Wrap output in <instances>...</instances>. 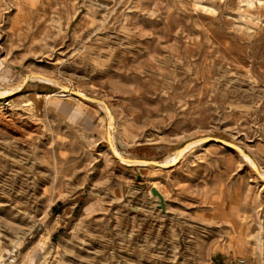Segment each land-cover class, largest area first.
<instances>
[{"label":"rangeland","instance_id":"1","mask_svg":"<svg viewBox=\"0 0 264 264\" xmlns=\"http://www.w3.org/2000/svg\"><path fill=\"white\" fill-rule=\"evenodd\" d=\"M10 255L264 264V0H0Z\"/></svg>","mask_w":264,"mask_h":264},{"label":"water","instance_id":"2","mask_svg":"<svg viewBox=\"0 0 264 264\" xmlns=\"http://www.w3.org/2000/svg\"><path fill=\"white\" fill-rule=\"evenodd\" d=\"M26 82V80H25ZM72 93L80 98H83V99H86L84 98L83 96L79 95L76 93V91H72ZM141 161H144L146 163H149V161L147 160H141ZM151 163V162H150ZM150 193H151V196L155 199V201L157 202V205L160 207V209L162 211H164V207H165V201H164V198H163V195L155 188V187H150Z\"/></svg>","mask_w":264,"mask_h":264},{"label":"bare ground","instance_id":"3","mask_svg":"<svg viewBox=\"0 0 264 264\" xmlns=\"http://www.w3.org/2000/svg\"><path fill=\"white\" fill-rule=\"evenodd\" d=\"M36 79L39 80V81H42V82H46V83H48V80H46V79H43V78H40V77H39V78L36 77ZM114 152H116V151H114ZM117 153H118V152H117ZM117 153H116V154H117ZM118 154H119V153H118ZM116 157H117V156H116ZM120 157H121V156H120ZM151 187H155V186H154V185H151ZM29 260H30V259H29ZM29 262H30V261H29ZM18 264H19V263H18ZM24 264H25V263H24ZM26 264H27V263H26Z\"/></svg>","mask_w":264,"mask_h":264},{"label":"built area","instance_id":"4","mask_svg":"<svg viewBox=\"0 0 264 264\" xmlns=\"http://www.w3.org/2000/svg\"><path fill=\"white\" fill-rule=\"evenodd\" d=\"M7 262L8 264H13L14 263V258L12 255H10L8 258H7Z\"/></svg>","mask_w":264,"mask_h":264}]
</instances>
